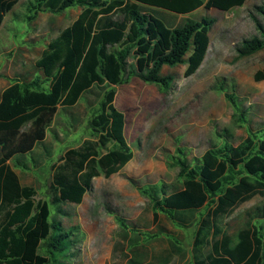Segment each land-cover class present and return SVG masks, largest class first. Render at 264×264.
Listing matches in <instances>:
<instances>
[{
	"label": "trees",
	"instance_id": "obj_1",
	"mask_svg": "<svg viewBox=\"0 0 264 264\" xmlns=\"http://www.w3.org/2000/svg\"><path fill=\"white\" fill-rule=\"evenodd\" d=\"M19 0H0V24ZM246 0H25L28 21L39 12L62 13L78 6L76 18L49 40L35 60L40 76L10 78L0 95V264H63L78 241L73 227L64 228L57 217L67 215L62 203L79 204L91 189L92 179L119 172L133 157L124 136V115L114 106L115 86L136 78L154 84L165 96L173 81L163 66L185 64L184 76L194 74L209 47L214 19L189 14L200 7L227 11ZM156 14H161L162 18ZM255 33L242 38L234 61L264 49V1L247 13ZM264 80V67L255 71ZM228 85L231 91H224ZM211 88L224 92L233 107L231 124L248 121L237 103L233 81L217 79ZM91 138L67 148L52 164L50 204L35 202L32 186L22 183L14 167L28 171L52 156L59 141L58 126L76 129L87 113ZM60 114L61 118L57 115ZM199 157L187 158L175 148L171 164L177 167L181 188L170 191L162 183L137 187L148 210L130 227L116 215L120 236L150 235L167 247H142L152 264H167L184 251L162 240L168 232L163 217L178 226H190L195 212L213 205L199 221L193 239V264H264V236L247 222L235 235L222 227V219L255 195L264 196V128L246 126V135L233 144V132L224 128ZM111 147L108 148V145ZM105 151H102V150ZM107 210H111L106 207ZM113 211V210H111ZM264 219V203L254 209ZM156 227L157 231L152 232ZM142 229V231H141ZM147 238V237H146ZM120 242L113 246L112 264ZM206 247V250H205ZM135 263L134 261H130Z\"/></svg>",
	"mask_w": 264,
	"mask_h": 264
},
{
	"label": "rangeland",
	"instance_id": "obj_2",
	"mask_svg": "<svg viewBox=\"0 0 264 264\" xmlns=\"http://www.w3.org/2000/svg\"><path fill=\"white\" fill-rule=\"evenodd\" d=\"M264 0H246L242 6L227 11L200 7L186 14L193 19L202 16L214 19L209 31L207 54L197 69L184 76L185 64L164 67L162 74L171 75L173 81L169 92L163 96L154 84H146L132 78L129 83L115 86L114 106L125 118L124 136L133 151V157L117 173L109 177L100 175L92 179V187L85 192L79 204L62 203L67 215L57 217L64 228L73 227L78 241L70 256L63 264H112L113 246L120 242L116 259L123 258L122 264H152L142 247H167L150 235L136 234L133 229L126 238L120 236L116 215L126 219L131 227L136 216L148 210L145 198L137 187L147 183H162L170 191L181 188L177 178V167L171 164L175 148H185L187 158L199 157L212 142H217V132L229 128L233 132V144L246 135V126L264 128V80H255V71L264 67V49L255 54L234 61V46L242 38L255 33L248 18L252 5ZM25 0H19L5 14L0 24V90L10 78L29 79L40 76L35 60L49 40L69 25L80 12L78 6L65 9L62 13L39 12L35 19L28 21ZM162 18L161 14H156ZM233 81L234 94L240 109L245 110L248 120L242 127L231 124L233 107L224 92L211 88L217 79ZM224 91H231L226 85ZM87 113L76 129L58 126L59 141L53 145L52 156L44 159L39 167L20 171L14 167L22 183L32 186L34 200L50 204L49 183L52 164H57L63 152L91 138L86 126L91 109L84 99L80 100ZM61 118V115H57ZM111 144L108 145V148ZM102 151H105L104 149ZM264 203V196L255 195L238 205L222 219V227L230 234L247 222L255 224L264 236V219L254 215V209ZM205 206L195 212L190 226H178L166 217L161 218L168 232L158 236L166 238L184 251L182 257L175 255L167 264H193V239L199 221L212 208ZM51 211L53 212L50 204ZM109 207L111 210H107ZM142 231V229H141ZM157 231L154 227L152 232ZM147 237V238H146ZM206 250V247H205ZM130 261H134L132 263Z\"/></svg>",
	"mask_w": 264,
	"mask_h": 264
},
{
	"label": "crops",
	"instance_id": "obj_3",
	"mask_svg": "<svg viewBox=\"0 0 264 264\" xmlns=\"http://www.w3.org/2000/svg\"><path fill=\"white\" fill-rule=\"evenodd\" d=\"M198 9H199V8H198ZM164 67H167V66H163V67H162V69H161V73H162ZM8 84H9V83H8ZM8 84H4V83L2 84V85H3V86H2L3 88L0 90V95H1V92L3 91V89H4L5 87H7ZM124 125H125V118H124Z\"/></svg>",
	"mask_w": 264,
	"mask_h": 264
}]
</instances>
